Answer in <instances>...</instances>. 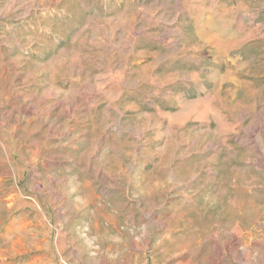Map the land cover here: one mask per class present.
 Instances as JSON below:
<instances>
[{
    "label": "rangeland",
    "instance_id": "obj_1",
    "mask_svg": "<svg viewBox=\"0 0 264 264\" xmlns=\"http://www.w3.org/2000/svg\"><path fill=\"white\" fill-rule=\"evenodd\" d=\"M0 264H264V0H0Z\"/></svg>",
    "mask_w": 264,
    "mask_h": 264
}]
</instances>
